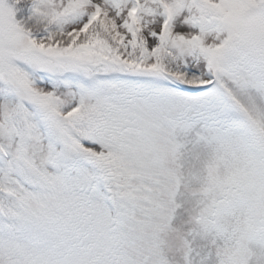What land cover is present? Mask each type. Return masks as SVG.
Here are the masks:
<instances>
[{
  "label": "snow or ice",
  "instance_id": "snow-or-ice-1",
  "mask_svg": "<svg viewBox=\"0 0 264 264\" xmlns=\"http://www.w3.org/2000/svg\"><path fill=\"white\" fill-rule=\"evenodd\" d=\"M0 264H264V0H0Z\"/></svg>",
  "mask_w": 264,
  "mask_h": 264
}]
</instances>
